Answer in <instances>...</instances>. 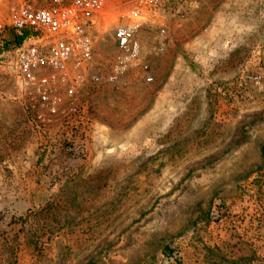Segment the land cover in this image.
<instances>
[{
    "label": "rangeland",
    "instance_id": "obj_1",
    "mask_svg": "<svg viewBox=\"0 0 264 264\" xmlns=\"http://www.w3.org/2000/svg\"><path fill=\"white\" fill-rule=\"evenodd\" d=\"M137 2L107 0L83 111L48 129L16 77L30 32L0 33V264H264V0L147 9L154 80L118 87Z\"/></svg>",
    "mask_w": 264,
    "mask_h": 264
},
{
    "label": "built area",
    "instance_id": "obj_2",
    "mask_svg": "<svg viewBox=\"0 0 264 264\" xmlns=\"http://www.w3.org/2000/svg\"><path fill=\"white\" fill-rule=\"evenodd\" d=\"M170 1L138 0L126 15L127 22L116 26L114 38L121 55L109 78L118 87L128 83L125 75L132 64L140 66L146 82H153L140 33L153 20L147 9L155 12ZM106 4L107 0H0V33L7 26L30 32V41L15 47L16 77L23 87L32 88L38 128L48 129L60 117L83 111L81 97L87 81L83 70L95 54L92 26ZM251 79L264 89V76Z\"/></svg>",
    "mask_w": 264,
    "mask_h": 264
},
{
    "label": "trees",
    "instance_id": "obj_3",
    "mask_svg": "<svg viewBox=\"0 0 264 264\" xmlns=\"http://www.w3.org/2000/svg\"><path fill=\"white\" fill-rule=\"evenodd\" d=\"M22 37H23V36H21L20 38H18V40L21 41ZM262 154H263V156H264V146L262 147Z\"/></svg>",
    "mask_w": 264,
    "mask_h": 264
}]
</instances>
